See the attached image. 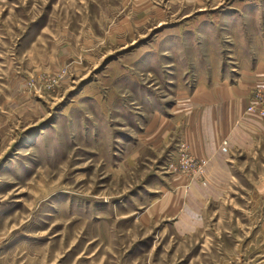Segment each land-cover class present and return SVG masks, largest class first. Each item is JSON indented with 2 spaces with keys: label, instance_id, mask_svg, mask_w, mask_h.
<instances>
[{
  "label": "rangeland",
  "instance_id": "rangeland-1",
  "mask_svg": "<svg viewBox=\"0 0 264 264\" xmlns=\"http://www.w3.org/2000/svg\"><path fill=\"white\" fill-rule=\"evenodd\" d=\"M252 103L264 0H0V264H264Z\"/></svg>",
  "mask_w": 264,
  "mask_h": 264
},
{
  "label": "crops",
  "instance_id": "crops-1",
  "mask_svg": "<svg viewBox=\"0 0 264 264\" xmlns=\"http://www.w3.org/2000/svg\"><path fill=\"white\" fill-rule=\"evenodd\" d=\"M213 103L214 104H219L221 101H225L224 98H222L219 94L216 95V98H213ZM232 101V100H231ZM235 107V103L233 102L232 104ZM217 114H218V107L216 106L215 108H212L210 110V112L207 114L206 116V120H205V131L208 133V138L210 140V148L214 149L217 143V137L216 134L218 132V128L216 126V122H217ZM227 116H229V118H231L232 121V125L228 124L226 129H223L221 135L223 136L222 138L225 139H229V141H231L232 139L234 140L235 135L237 134V129L233 123L236 117V115H234V110H232L231 114H227ZM224 117V115H223ZM228 118V117H227ZM221 123V121H220ZM217 161V159L215 160ZM213 163H217V162H213ZM219 165V164H218Z\"/></svg>",
  "mask_w": 264,
  "mask_h": 264
},
{
  "label": "built area",
  "instance_id": "built-area-1",
  "mask_svg": "<svg viewBox=\"0 0 264 264\" xmlns=\"http://www.w3.org/2000/svg\"><path fill=\"white\" fill-rule=\"evenodd\" d=\"M249 115H256L259 118H264V108H259L256 109L255 108V103L250 104V106H248L247 111H246ZM226 144V143H224Z\"/></svg>",
  "mask_w": 264,
  "mask_h": 264
}]
</instances>
